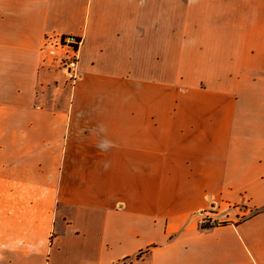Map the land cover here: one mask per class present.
Masks as SVG:
<instances>
[{
    "label": "crops",
    "instance_id": "0c3cea01",
    "mask_svg": "<svg viewBox=\"0 0 264 264\" xmlns=\"http://www.w3.org/2000/svg\"><path fill=\"white\" fill-rule=\"evenodd\" d=\"M132 257L264 264V0H0V264Z\"/></svg>",
    "mask_w": 264,
    "mask_h": 264
},
{
    "label": "rangeland",
    "instance_id": "374dc122",
    "mask_svg": "<svg viewBox=\"0 0 264 264\" xmlns=\"http://www.w3.org/2000/svg\"><path fill=\"white\" fill-rule=\"evenodd\" d=\"M62 45V44H61ZM47 188H52V181L47 179ZM209 201V200H208ZM47 206H50V200L47 198ZM205 211H210L212 212L213 210L209 207V205L205 208ZM214 215L212 217L218 219L219 221L222 220L223 222H228L230 219L233 220H242L245 217H247L250 214H253L255 212L254 209H246L239 207L237 210H233L229 206H223L219 205L216 206L214 209ZM142 254V253H141ZM140 254H137V257H139ZM135 257H132L131 259H127L121 263L117 264H129Z\"/></svg>",
    "mask_w": 264,
    "mask_h": 264
},
{
    "label": "built area",
    "instance_id": "2783aa9c",
    "mask_svg": "<svg viewBox=\"0 0 264 264\" xmlns=\"http://www.w3.org/2000/svg\"><path fill=\"white\" fill-rule=\"evenodd\" d=\"M56 42H59V43H68L69 45L70 44H75L76 43V40L73 38V37H67V38H56L55 40ZM68 66L70 68L74 67V60H71L68 62ZM216 207H214L212 210L214 211ZM210 212V211H201L199 213V217L197 219V224L199 227L201 228H207V227H210V226H213L215 224H218L220 222H223L222 220H218L214 217H212V215H214V212Z\"/></svg>",
    "mask_w": 264,
    "mask_h": 264
}]
</instances>
